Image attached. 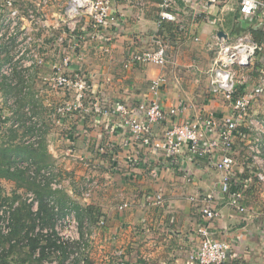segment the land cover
Segmentation results:
<instances>
[{"label": "crops", "instance_id": "1", "mask_svg": "<svg viewBox=\"0 0 264 264\" xmlns=\"http://www.w3.org/2000/svg\"><path fill=\"white\" fill-rule=\"evenodd\" d=\"M161 1L113 0L115 22L101 31L98 41H89L84 47L81 68L91 77L89 103L109 105L113 109L110 115L76 113L66 119L56 115V108L70 101L72 94L38 92L42 88L38 79L49 76L56 61V54L51 53L39 73L30 75L31 83H25L20 71L14 74L16 86L0 83V93L15 100L9 105L8 96L3 103L18 121L23 117L21 111L27 115L28 108L34 113L38 123L33 125L47 127L41 140L52 143L50 153L63 144L55 154L65 180L61 190L70 204L92 206L97 212L92 222L85 221L82 232L88 233L91 264H117L120 258L127 264H189V254L202 241L199 229L203 226L214 239L231 246L235 258L225 264H264V182L258 178L260 168L264 169V134L260 133L264 121L250 115L234 141V187L245 190L242 203L246 212L240 213L221 192L222 174L214 166L221 152L211 159L186 152L167 158L162 151L134 142L121 128L116 110L117 105L135 107L154 98L151 84L163 76L165 84L156 98L166 111L178 112L155 130L159 136L174 124L197 118L220 121L232 113L229 102L212 94L209 85V70L221 39L218 34L223 31L227 35L223 38L231 41L249 33L264 45L262 12L249 18L234 1L174 0L177 21L168 22L161 20ZM157 35L169 46L167 64L125 68L128 56L146 50ZM12 55L14 46L0 47V68ZM253 64L246 71L253 82L248 88L259 84L264 53ZM23 97L25 101H21ZM260 102L252 111L261 107ZM257 146L260 153L255 151ZM211 193L214 196L208 202L206 196ZM158 196L161 202H151ZM206 204L220 212L218 220L205 221L201 209Z\"/></svg>", "mask_w": 264, "mask_h": 264}, {"label": "built area", "instance_id": "2", "mask_svg": "<svg viewBox=\"0 0 264 264\" xmlns=\"http://www.w3.org/2000/svg\"><path fill=\"white\" fill-rule=\"evenodd\" d=\"M224 1L236 2L241 14L249 18L262 12L260 22L264 25V0ZM160 5L161 20L176 22L177 16L172 11L174 0H162ZM112 10L113 0H0V47L3 49L15 47V55H12L11 61L0 68V83L16 86L17 81L14 78L16 71L23 74L26 84L31 83L30 75L39 73L50 53L56 54L51 74L38 79L42 83V88L38 89L39 93L48 91L47 93L51 94H72L70 101H64L56 108V115L63 119L76 113L110 115L113 109L108 108L109 105L94 101L89 103V94L92 91L91 77L81 66L85 45L89 41H98L102 36L101 31L115 22ZM220 21L224 22L223 19ZM168 47L164 39L157 35L146 50L130 54L124 67H131V64L164 67L168 62ZM215 53L209 70L210 90L214 95H221L232 106V113L225 115L220 121L213 118H197L194 121L174 124L159 136L155 130L178 112V109L166 111L156 98L165 84L166 79L163 76L151 84L150 90L154 98L142 101L135 107L117 105L116 110L121 115V128L131 134L134 142L145 148L162 151L167 158L186 152L195 157L211 159L217 151L221 152V157L214 163L216 170L222 174L221 192L229 197V204L232 207L244 213L246 207L242 201L245 190L243 187L233 186L237 161L232 151L234 141L250 118L253 107L264 99V68L259 69L258 86L248 88L249 79L246 75V71L253 68L257 56L264 53V45L249 33H245L231 41L218 39ZM25 113L30 117L29 122L25 123L26 126L38 123L30 109L27 108ZM0 123V135L7 134L8 128L19 130L22 125L14 113L7 115L1 110ZM39 126L38 124L37 127L40 128ZM260 133L264 134V128ZM256 140L257 143L260 141L259 138ZM39 141L40 136L36 133L28 136L25 144L37 147ZM255 151L261 152L258 146ZM17 168L27 170L28 174L32 178H37L39 182L52 175V170L43 169L40 171L41 175L37 177V168L27 161L18 163ZM258 178L264 182V169L260 168ZM51 185L53 189H62V183L58 178H54ZM213 196L212 193L208 194L207 201L210 202ZM26 198L33 211L37 213L39 209L37 197L28 193ZM161 200L158 196L151 202L159 203ZM51 203L53 204V201ZM55 210L58 208L55 207ZM201 213L208 223L221 217L220 212L209 204L202 207ZM103 224L101 221V225ZM0 229L2 233H9L4 223L0 224ZM52 231L57 234L58 244L81 242L80 225L74 214L57 218L54 229L44 230L45 233ZM199 234L202 241L189 254V264H225L229 260H234L235 255L231 252L229 243L214 239L206 226L199 229ZM88 252L89 247L84 243L65 264H73L76 258H80L81 263L85 264L86 259L83 257L88 256ZM46 264L58 263L51 261ZM117 264H127V260L120 258Z\"/></svg>", "mask_w": 264, "mask_h": 264}, {"label": "trees", "instance_id": "3", "mask_svg": "<svg viewBox=\"0 0 264 264\" xmlns=\"http://www.w3.org/2000/svg\"><path fill=\"white\" fill-rule=\"evenodd\" d=\"M0 110L2 111V109ZM27 127V132H30L29 134L31 135H34L37 131H39L38 127L33 124ZM24 128L26 127L24 126ZM13 130L14 129L11 131L12 134L14 133ZM18 132L19 131H17V133ZM7 135L9 134L0 136L5 137ZM11 138L14 137H11L10 135L7 142L4 140L5 142L0 144V179H6L13 182H18L19 180L27 182L28 186H32L30 189L35 191L39 202V209L37 213H31L30 211V213L33 214V217L31 219L32 225L30 226V231L28 230L26 233L27 239H24L25 241L22 243L16 241L14 244L16 246L13 247L17 248L19 246H24L23 244L27 243L26 246L30 251L29 258L31 261L35 260L37 264H44L46 260L48 262L53 261L50 259V255L53 252H58L61 250L62 255L63 253L65 255L66 250H68L70 247L80 249L84 243L87 244L84 237H81V242L79 243L67 242L66 244H58L57 234L54 231L44 234V230L54 229L57 218L64 217L67 214H74L79 222L80 232L82 233L85 227V221L88 220L89 222H92L94 219V214H97L95 208L92 206L81 207L74 203L70 204L66 194L63 193V190L53 189L51 183L53 182L54 178H57V175L54 171H52L51 176L46 177L44 181L39 182L37 178H32L28 174L27 170L17 168V166L15 167L16 157H21L22 160L31 162L37 168L36 175L38 177L41 175L40 171L43 169H49L48 167L50 164L47 162V160H45L48 152L46 145L42 143L38 144L39 147L37 146V149L33 145H13L14 140H11ZM25 154H27V158L23 159ZM235 183L236 181L233 180V186ZM56 195L58 197H56ZM52 201L53 204L51 203ZM55 207H57L58 210H55ZM18 214L19 211H17V213H12L13 216H11L12 223L15 220V224L13 223L14 231H11L13 235L17 234L15 231L23 225L22 220H18L19 224H16L17 219H20ZM39 225L42 226V229L39 228ZM82 235H84V233H82L81 236ZM36 255H39V257H36ZM6 261L7 260L5 256L0 255V264H2V262L6 263ZM27 261V258L21 260L23 264H25ZM65 262V260H62L59 264H65ZM78 263H81L80 258H76L73 264ZM87 264H91L89 260H87Z\"/></svg>", "mask_w": 264, "mask_h": 264}, {"label": "rangeland", "instance_id": "4", "mask_svg": "<svg viewBox=\"0 0 264 264\" xmlns=\"http://www.w3.org/2000/svg\"><path fill=\"white\" fill-rule=\"evenodd\" d=\"M40 84H42V83H40ZM249 84L253 85V82H251V83L249 82L248 85ZM8 96H11V95L9 94ZM8 96H5V94L0 93V109H4L5 110L4 112L7 115L12 113L11 112L12 110H10L7 106H9V105L13 106V104H15V100L12 96L9 99L10 100L9 105H6L3 103L4 98H6ZM261 100H264V99H261ZM21 101H25V98L23 97L21 99ZM23 103L24 102H21V105H23ZM260 105H261V107L257 108L255 111H252L250 113V115L252 118H255L261 122V121H264V102L263 103L260 102ZM21 114L23 115V117L20 118L19 121L21 124L24 123V125H20V127H19L20 129L17 130V131H19L18 133H17V131H14V130H16V129H14L13 134L11 133L12 128H8L9 130H8L7 134H9V135H7L5 137L0 136V144H2L5 141L7 142L10 135H11V137H14V138H11V140H14L13 145H21V146L27 145V144H25L26 139H28V136H30L31 134H29L30 132H27L28 127L26 126L25 123H28L27 121H29V118L27 115H24L22 113V111H21ZM31 114H32V116H34V113H32V111H31ZM24 126L26 128H24ZM29 126H31V125H29ZM38 129H39V131H37L36 133L38 136H40V141H41V142L39 141L38 144L42 143V144L46 145V149L48 151L47 155L45 157L46 158L45 160H47V162L50 164V166L48 168H49V170L56 171L59 173V174L56 173L57 178L62 183V185H64V182H65L64 176L62 174H60L61 173L60 171H58L59 170L58 167L60 165L58 162L59 157H57L58 155H55L56 153L57 154L59 153V151H58L59 149L63 148L62 147L63 144H60L59 147L55 146L50 153L49 145H52V143H49L46 140L45 141L41 140V136L43 137L44 133L47 130V127L46 128L40 127ZM27 146H30V145H27ZM38 147H36V149ZM32 148H34V147H32ZM25 158H27V154H25L23 156V159H25ZM20 159H21V157H16L15 167L18 165V163L21 164L22 161H26V160H22V159L20 160ZM255 172H257L256 169H255ZM254 175L255 174H251L252 177ZM27 176L29 177L28 174H27ZM253 179L255 181L256 178L253 177ZM30 187H32V186H28L27 182H23L21 180H19L18 182H13V181H9L6 179H0V213H1L0 224L4 223L6 225V229L7 228L9 229V233H2V231L0 229V255L5 256V258L7 260L6 263H4L5 262L4 261V262H2V264H23L21 262V260L25 259V258L28 259V261L25 264H37V262L35 260L31 261L29 258L30 251H29L28 247L26 246L27 243L23 244L24 246H19L17 248L13 247V246H16V245H14L16 241H19L22 243L23 241H25L24 239H27L26 233L28 230L30 231V226L32 225L31 219L33 217V214H31V213L32 212L35 213V212L33 211L32 205H30L27 202L28 200L26 198V195L28 193H32L36 196V193L33 189H30ZM261 187L264 188V186H261ZM56 197H58V196L56 195ZM17 211H19L18 216L20 217V219H17L16 224H19L18 222L22 220L23 225L15 231L17 234L13 235V233L11 231L12 230L14 231L13 223L15 224V220L12 223L11 216H13L12 213H17ZM30 211H31V213H30ZM39 228L42 229V226L39 225ZM44 234H47V233H44ZM87 234L88 233H84V235H82V237L85 238L86 243H87L86 239H88L87 244H89V246H90L89 238L86 237ZM76 251H78V249H76L75 247L74 248L70 247V248H68V250H66L65 255H64V253L62 255L61 250L58 252H53L50 255V259L53 261H56L59 264L60 261H62V260L66 261ZM90 253H91V251L89 249L88 256L84 255V257H83L86 259L85 264H87V260H89ZM36 257H39V255H36ZM46 262H48V261L46 260L44 262V264H46ZM78 264H81V263H78Z\"/></svg>", "mask_w": 264, "mask_h": 264}, {"label": "water", "instance_id": "5", "mask_svg": "<svg viewBox=\"0 0 264 264\" xmlns=\"http://www.w3.org/2000/svg\"><path fill=\"white\" fill-rule=\"evenodd\" d=\"M218 35L220 38H223V37L226 38L227 37V35L223 31H220Z\"/></svg>", "mask_w": 264, "mask_h": 264}]
</instances>
